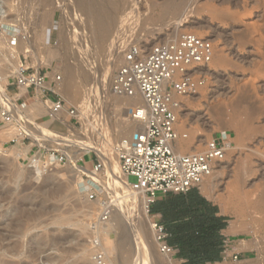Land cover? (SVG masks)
Here are the masks:
<instances>
[{
	"label": "rangeland",
	"instance_id": "rangeland-1",
	"mask_svg": "<svg viewBox=\"0 0 264 264\" xmlns=\"http://www.w3.org/2000/svg\"><path fill=\"white\" fill-rule=\"evenodd\" d=\"M4 1L10 14L9 21H5L8 23L0 24V95L5 94L2 97L5 101L9 96L8 102L16 104L10 106L15 126L23 135L18 138L6 134V123L0 121V218L8 217L0 225L3 249L0 264L2 260L15 264H95L98 262L94 257L95 239L101 241L108 264H122L125 255H131L135 264H167L156 240L155 218L148 199L147 217L141 218L139 212L146 208L139 203L142 194H138L139 202L135 201L134 190L122 184L125 175L115 145L136 125L126 118L128 103L113 95L111 84L131 45L140 44L149 50L157 42L187 31L211 39L215 56L205 73V86L181 98L177 127L188 133V137L178 143L182 140L184 145L201 150L213 135L222 131L231 133L234 144L225 167L205 180L201 192L236 221L242 236L250 237L245 244L255 250L250 257L239 255L237 261L229 251L228 259L218 264H263L264 207L260 209L256 205L258 198L264 196V0H85L90 1L88 5L96 3L114 11L112 27H116L111 30L110 40L101 43L103 47L96 42L97 33L92 32V20H88L91 16L82 0ZM13 38L23 47L17 52L19 67L13 65L17 62L9 58L11 52H7V46L2 47ZM28 43L34 51L24 48ZM81 52L90 57L89 70L82 68L77 58L83 55ZM111 53L117 55L116 61L104 79ZM66 63L77 68L80 76L90 75L77 78L73 94L59 90L66 110L51 116L32 88L31 98L23 96L15 101L18 93L25 94L16 85L21 65L29 66L32 72H46L52 78L60 73V82H68L70 77L64 72ZM24 102L26 105L22 106ZM70 107L76 111L74 116L67 112ZM123 124L134 127L123 132ZM63 137L71 140L66 147L59 146ZM196 138L199 143L195 144ZM81 145L89 149L78 160H71L70 157L81 152ZM103 146L111 147L117 167L116 182L110 177V166L108 169L102 159L107 149ZM192 149L183 152L196 151ZM32 158L43 168L40 173L32 167ZM97 164L101 165L98 171H102L105 183L93 180L88 173ZM78 167L84 170L79 171ZM135 180L130 176V181ZM92 192L96 193L95 198H90ZM100 201L107 202L112 210L119 209L115 218L111 215L106 222L111 221L113 225L109 224L114 227L123 218L129 233L125 251L118 242L119 229L109 231L116 249L107 250V243L100 236L102 228L98 226L103 208ZM65 215L70 218L60 223V217ZM69 232L74 236L67 241L37 242L39 238L64 236ZM234 243L229 241V245ZM175 264L183 263L175 259Z\"/></svg>",
	"mask_w": 264,
	"mask_h": 264
},
{
	"label": "built area",
	"instance_id": "built-area-1",
	"mask_svg": "<svg viewBox=\"0 0 264 264\" xmlns=\"http://www.w3.org/2000/svg\"><path fill=\"white\" fill-rule=\"evenodd\" d=\"M16 39L12 40V44ZM215 45L207 37L187 31L179 36L168 37L146 50L140 44H133L124 55L122 63L115 71L111 92L116 97L142 99V104H129L125 107L127 119L136 125L129 134L116 142L121 170L136 178L130 181L134 191H142L153 203L158 193L187 192L200 187L212 176L217 166L226 160L234 141L230 132L222 131L208 139L201 150L182 153L177 150L178 140L188 137L178 127L182 97L196 93L206 84L203 72L214 60ZM62 79L60 73L52 78L42 71H30L29 66L21 65L16 75L19 91L35 90V96L46 104L49 114L56 116L66 110L57 87ZM25 91V93H27ZM24 95L17 94L15 101ZM10 101V99H9ZM0 97V121H14V111L10 104ZM26 102V101H25ZM22 106H25L26 103ZM12 105V101L10 102ZM16 105V104H15ZM18 106V105H17ZM74 116V108H68ZM100 164L95 169L99 170ZM92 192L90 198H95ZM102 210L99 222H106L111 216V206L100 201ZM149 211V210H148ZM99 223V224H100ZM156 240L160 253L167 264H175V248L166 238L162 224L154 221ZM225 241V250L229 247ZM95 259L108 264L100 247L99 239L94 240ZM229 257L225 256V260ZM234 261L239 255H232Z\"/></svg>",
	"mask_w": 264,
	"mask_h": 264
},
{
	"label": "bare ground",
	"instance_id": "bare-ground-1",
	"mask_svg": "<svg viewBox=\"0 0 264 264\" xmlns=\"http://www.w3.org/2000/svg\"><path fill=\"white\" fill-rule=\"evenodd\" d=\"M65 1V0H64ZM77 1H79V0H77ZM83 1V6H84V8H86L87 9V11L89 12L88 14H90V16L88 15V17H90L91 19H89L88 18V20H92V21H90V25L92 26H90L91 27V29L93 30L92 32H94L95 31V33H97L96 35H97V40L98 41H96L97 43L98 42H100V46H102L101 45V43L102 42H106V40L107 41H109L110 40V38L109 37H112V36H110L111 35V30H113L112 28H114V27H116V26H114V27H112L113 26V10L112 9H109V8H107V7H105V6H102V5H97L96 3H95V5H88V2H90V1H85V0H82ZM81 0L79 1V2H82ZM5 2L6 1H4V0H0V24H3V23H8V22H5L6 21V19H7V16H8V14H10V12H8V8L6 7V5H5ZM62 2V1H61ZM131 2V1H130ZM134 2V1H133ZM136 3V2H135ZM59 4V3H58ZM81 4V3H80ZM89 4H91V3H89ZM93 4V3H92ZM60 5H61V3H60ZM64 5V4H63ZM123 5V4H122ZM121 5V6H122ZM59 6V5H58ZM57 6V7H58ZM124 6H125V4H124ZM166 6V5H165ZM131 7H133V5L131 6ZM167 7H171V5L169 4V6L167 5ZM7 8V9H6ZM128 8V7H127ZM126 8V9H127ZM135 8V7H134ZM163 8H165L166 9V11H168V9L166 8V7H163ZM173 9H176V8H173ZM172 9V10H173ZM83 10H85V9H83ZM85 12V14L87 13L86 11H84ZM128 12H129V10H128ZM163 12V11H162ZM124 13V12H123ZM128 14V13H127ZM126 16V15H125ZM131 16V15H130ZM132 17V16H131ZM116 18V17H115ZM118 18V17H117ZM116 18V19H117ZM126 18V17H125ZM128 18V17H127ZM7 21H9V19H7ZM126 21V20H125ZM118 22V21H117ZM117 22H116V24H117ZM131 22V21H130ZM121 23V22H120ZM125 23V22H124ZM89 24V23H88ZM115 24V23H114ZM5 25V24H4ZM119 25V24H118ZM131 25V24H130ZM127 26V25H126ZM123 27V26H122ZM116 30V29H115ZM123 30V29H122ZM117 31V30H116ZM115 31V32H116ZM121 32V31H120ZM114 33V32H113ZM124 33V32H123ZM85 34V33H84ZM92 34V33H91ZM89 35V34H88ZM92 35H94V34H92ZM81 36V35H80ZM86 36V35H85ZM91 36V35H90ZM123 36V35H122ZM122 36H120L121 38H122ZM87 37V36H86ZM91 37H93V36H91ZM95 37V36H94ZM131 37V36H130ZM96 38H94V39H96ZM108 38H109V40H108ZM115 38V37H114ZM128 38H129V36H128ZM14 39V38H13ZM13 39H10L9 40V43H7L8 45H4L3 44V46L2 47H4V46H7L6 48H8L7 49V52L9 51V58H12L13 59V61H15V62H17V63H14L13 65H18V67H19V59H20V57H19V54L17 53L18 52V50L19 49H21V47H22V45H20V42L18 41V39L17 38H15L16 39V42L15 43H13L12 44V40ZM86 39V38H85ZM124 39V38H123ZM21 40V39H20ZM89 40V39H88ZM128 40H130V39H128ZM84 41V40H83ZM86 41V40H85ZM90 41V40H89ZM89 41H87V42H89ZM95 41V40H94ZM130 42V41H129ZM121 43V42H120ZM120 43H119V45H120ZM87 44V43H86ZM91 44V43H90ZM89 44V45H90ZM112 44V43H111ZM25 45V44H24ZM52 45V44H51ZM83 45H84V43H83ZM99 45V44H98ZM109 45V44H108ZM21 46V47H20ZM112 46V45H111ZM103 47V46H102ZM1 48V47H0ZM23 48V47H22ZM24 48H27V51H29V52H31V51H34V49H32L31 48V46L29 45V43L28 44H26L25 45V47ZM30 48V49H29ZM81 48V47H80ZM115 48V47H114ZM125 48V47H124ZM83 49H85V47L83 48ZM120 49H121V47H120ZM3 50V49H2ZM23 50V49H22ZM22 50H19V52L20 51H22ZM82 50V49H81ZM122 50V49H121ZM120 50V51H121ZM112 51H113V48H112ZM13 52V53H12ZM24 52V51H23ZM26 52V51H25ZM78 52H80V51H78ZM123 52V51H122ZM6 53V52H5ZM83 55L82 56H78L77 58L79 59V61H81V65H82V68H85L86 67V69H88V68H90L89 67V59H90V57H89V59H88V57L87 56H85L84 55V53L85 52H81ZM87 53V52H86ZM116 53V52H115ZM115 53H111L110 55H109V60H107V67H106V71H105V74L103 75V77H104V79L108 76V74H110L111 73V69H112V67H113V65H114V63H115V61H116V54ZM8 54H7V56H8ZM88 54V53H87ZM77 55V54H76ZM81 55V54H80ZM77 58H76V60H77ZM67 60V59H66ZM69 61V60H68ZM78 61V62H79ZM11 62V61H10ZM78 62H77V64H78ZM79 64V65H80ZM94 64V63H93ZM92 65V64H91ZM66 66H67V63H66ZM78 67V66H77ZM81 68V67H80ZM78 69L77 68H75L73 65H70V66H67V68H66V70L64 69V72L66 71V74H68L69 75V77H70V80L68 81V82H58V85H59V90H61L62 89V91H63V93H70V94H73V87L75 86V83L76 82H78L77 80L79 79V78H83V77H85V78H87V77H90V75L89 76H87L86 77V75H84V76H80V74H79V72L77 71ZM89 70V69H88ZM208 70V68L207 67H205L204 69H203V72L204 73H206V71ZM80 71V70H79ZM85 72H87V71H85ZM84 72V73H85ZM87 73H89V71L87 72ZM82 75V74H81ZM5 77V76H4ZM78 78V79H77ZM0 79H2V78H0ZM99 79V78H98ZM62 80V79H61ZM81 80V79H80ZM84 80V79H83ZM101 84H102V82H101ZM1 85V84H0ZM2 90V89H1ZM75 90V89H74ZM99 90V89H98ZM4 91V90H3ZM23 91H25V89H23ZM78 91V90H77ZM76 91V92H77ZM94 91V90H93ZM97 92V91H96ZM100 92V91H99ZM104 92V91H103ZM75 93V92H74ZM94 93V92H93ZM101 94V93H100ZM75 95V94H74ZM74 95H72V96H74ZM81 95V94H80ZM103 95V94H102ZM7 96V95H6ZM76 96V95H75ZM96 96V95H95ZM0 97H5V94H2V95H0ZM9 97V96H8ZM7 97V101H9L8 98ZM77 97H78V94H77ZM76 97V98H77ZM82 97V96H81ZM116 99V98H115ZM120 100H122L121 98H119ZM124 100H126L127 101V103H128V105L129 104H142L143 103V100L142 99H139V100H135L134 98H131V97H124ZM92 101V100H91ZM193 101V100H192ZM191 101V102H192ZM189 103V102H188ZM8 104H11L10 102H8ZM126 104V103H125ZM12 105V104H11ZM12 107H15V105H13ZM182 107V106H181ZM47 110H48V108H47ZM47 112H49V110L47 111ZM127 118V117H126ZM15 121V120H14ZM14 121H12V122H10V123H6L5 125H6V127L7 128H5V130H6V134H9V135H16L18 138L19 137H21L22 135H23V132L21 131V129L20 128H17L15 125V122ZM129 124H130V122H129ZM130 127H134V125L133 126H128V124L127 125H125V124H123L122 126H121V131H123V132H126V131H129L130 130ZM136 127V126H135ZM8 129V130H7ZM225 132V131H224ZM26 133V132H25ZM111 134V133H110ZM112 135V134H111ZM181 139V138H180ZM179 139V140H180ZM183 139H185V138H183ZM178 140V141H179ZM69 141H71L70 139H65V137H63V138H61L60 139V141H59V146H64V147H66V146H68L70 143H69ZM93 141V140H92ZM182 141V140H181ZM179 142L178 144H177V150L179 151V152H182L183 153V150H185V149H187V148H190V149H192L193 148V145H190V144H188L187 146H186V144L184 145L182 142ZM184 141V140H183ZM197 141H199V140H197V138L194 140V142H195V144L196 143H199V142H197ZM190 142V141H189ZM193 141H191V143H192ZM241 142V141H240ZM188 143V142H187ZM82 144H84V143H82ZM87 144V143H86ZM94 144V143H93ZM194 144V145H195ZM88 146H90L89 145V143L87 144ZM105 145V144H104ZM107 146H108V144H106ZM200 145V144H199ZM239 145V144H238ZM240 145H242V143H240ZM82 146V145H81ZM87 146V147H88ZM98 146V145H97ZM105 147V146H103V147H105V148H107V149H104L103 147V149H104V152H103V161L105 162V164L108 166V169H109V166H110V177H112V179L114 180L115 179V171H116V169H117V167H116V164L114 165V162H113V157H112V151H110L111 150V147H110V149L108 148V147ZM110 146V145H109ZM87 147H85V145H84V147L82 146V150H81V152H77V154L75 155V156H73V157H70V159L72 160H78L80 157H81V155L85 152V151H87L89 148H87ZM93 147V146H92ZM113 148H114V146H113ZM197 148H198V146H197ZM109 149V150H108ZM115 149H116V147H115ZM195 150H196V148H194ZM194 149H192V150H194ZM231 149H233V147L231 148ZM230 149V150H231ZM230 150H229V152H228V154L230 153ZM101 151H102V149H101ZM117 151V150H116ZM185 153V152H184ZM70 154V153H69ZM117 154H118V152H117ZM74 161V162H75ZM31 162L33 163V165H32V167H35L36 168V170L40 173V170H42L43 168L42 167H40V163H39V161L37 160V159H34V158H32L31 159ZM54 162V161H53ZM226 161H224V162H222V163H220L218 166H217V168L214 170V173L216 172V171H219L221 168H223V167H225V165H224V163H225ZM56 163V162H55ZM74 164V163H73ZM220 168V169H219ZM79 171L80 170H82L80 167H78L77 168ZM120 169V168H119ZM84 170V169H83ZM87 171V170H86ZM101 171V170H100ZM100 171H98V169L96 170H93V171H89L88 173H89V175L93 178V180H95V181H97V182H102V183H105L104 182V180H103V176H102V173L100 174ZM102 172V171H101ZM118 172V171H117ZM214 173L212 174V176L214 175ZM77 174V173H76ZM75 174V175H76ZM79 174V173H78ZM117 175V174H116ZM125 175V177H124V180L122 181L123 183V185L124 186H127V188L128 187H131L132 188V186H131V183H130V181H128V176L126 175V174H124ZM115 181V180H114ZM113 181V182H114ZM116 182V181H115ZM100 185V184H99ZM122 186V185H121ZM123 186V187H124ZM110 190V189H109ZM124 190H126V189H124ZM122 191V190H121ZM132 191V190H131ZM133 193V197L136 199L135 201H138L139 199H137L138 198V194L139 193H141L142 194V197H141V195L139 196L140 197V204L142 203V205H143V207H146L145 209H143V211L141 212H139L140 213V215L139 216H141V218L143 217V218H145V217H147V212H148V209H147V207H148V205L146 206L145 204L147 203V196L142 192V191H134V192H132ZM130 194V193H129ZM123 196H124V194H122ZM264 195V194H263ZM125 196H127V195H125ZM124 196V197H125ZM129 197H131V196H129ZM127 198V197H126ZM257 198V197H256ZM126 200H128V199H126ZM120 201V200H119ZM131 201V200H130ZM121 202H122V199H121ZM120 202V203H121ZM257 204L258 205H256V207L257 206H260V209L262 208V207H264V196H261V197H259L258 198V200H257ZM95 203V202H94ZM97 203V202H96ZM138 203V204H139ZM256 204V203H255ZM136 205H137V203H136ZM145 205V206H144ZM141 206V205H140ZM139 206V207H140ZM138 208V207H137ZM259 208V207H258ZM140 209V208H139ZM117 209H111V215H112V218H115V216H116V213H117V211L119 210H117ZM264 209L262 208V211H263ZM119 212V211H118ZM68 218H70V217H67L66 215L64 216V217H60V223H62V222H65L66 220H68ZM121 218V217H120ZM119 218V220H117V224H116V226H112L113 225V223H112V225L111 224H109L110 222H102V223H100L98 226L100 227V228H102L101 229V234L102 235H100L101 237L103 236V239L106 241V248H107V250L109 251V252H111V251H113L114 249H116V247H115V245H114V242H113V240L111 239V237H110V235H109V231L112 229V230H121V232L118 234V235H120L119 236V244H120V248H121V250H124L125 251V248H126V245L128 244V232H127V230H126V227L124 226V220H123V218H122V220ZM8 219V217H3L2 219L0 218V225L3 223V222H5L6 220ZM148 219V218H147ZM141 220V219H140ZM144 220V219H143ZM142 221V220H141ZM115 225V224H114ZM113 228H115V229H113ZM236 229H237V225H236V222H232V224H231V230H232V232H235L236 231ZM115 231V232H116ZM96 233H97V231H96ZM118 233V232H117ZM1 236V235H0ZM72 236H74V233H67L66 235H64V236H55V237H50V238H48V239H46V238H39L38 240H37V242H41V243H46V242H48V243H55V244H57V243H59V242H63V241H67V240H69ZM99 243H100V246H101V241L99 240ZM103 243V242H102ZM144 246V245H143ZM142 246V249L144 248ZM147 246V245H146ZM102 247V246H101ZM141 247V246H140ZM0 250H3L2 248H0ZM7 251H12V250H9V249H6ZM14 252H15V250H14ZM124 257V256H123ZM132 261H133V259H131V255H125V257L122 259V264H135V263H132ZM3 264H15L13 261H11V260H2L1 261ZM94 264V263H93ZM95 264H102V263H100V262H97V263H95ZM113 264V263H112ZM264 264V263H263Z\"/></svg>",
	"mask_w": 264,
	"mask_h": 264
},
{
	"label": "trees",
	"instance_id": "trees-1",
	"mask_svg": "<svg viewBox=\"0 0 264 264\" xmlns=\"http://www.w3.org/2000/svg\"><path fill=\"white\" fill-rule=\"evenodd\" d=\"M151 213L162 214L166 240L179 249L183 264H206L222 260L225 240L221 230L226 217L218 215V206L204 197L198 189L169 192L155 200Z\"/></svg>",
	"mask_w": 264,
	"mask_h": 264
},
{
	"label": "crops",
	"instance_id": "crops-1",
	"mask_svg": "<svg viewBox=\"0 0 264 264\" xmlns=\"http://www.w3.org/2000/svg\"><path fill=\"white\" fill-rule=\"evenodd\" d=\"M24 97L25 98H28V99H29V97L31 98L30 92L25 93L24 94ZM196 189H198L199 192L204 197H206L210 202H212L214 205L218 206V215L223 216V217H226V220H225L226 226L221 230V234L223 235L224 240L225 241H228V242L229 241L230 242H233V241L235 242L232 245L231 244L228 245L230 248L228 247L226 250L224 249V251H222V260L216 261V262H208L206 264H218V263H222L223 261H225V256H228L230 254H232V255L238 254L240 256H246V257H250V256L254 255L253 252H254L255 249L250 248L247 244H245V242H246L247 239L250 240V237H248V236L247 237L242 236V234L238 231V225H237L236 231L235 232H232V230H231V224H232V222H236V221L235 220H232V218L228 214L224 213V211L221 209V207L216 202H214L211 198H209L207 195H205V194H203L201 192L202 191V185L200 187H196ZM166 195H167V193H158V195H157V197H156L155 200L162 199ZM154 204H155V201L150 204V209H151V207ZM152 215L155 218L154 220L157 221V222H159L161 224L162 214L160 212H154V213H152ZM170 245L175 248L174 258L180 260L183 263L185 261V258L180 257L178 255L179 249L175 245H172V244H170ZM229 251L231 252L230 254H229Z\"/></svg>",
	"mask_w": 264,
	"mask_h": 264
}]
</instances>
